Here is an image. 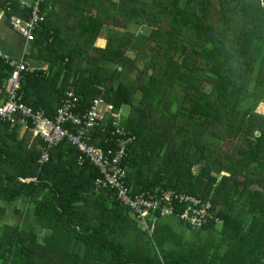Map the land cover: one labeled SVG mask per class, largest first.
Masks as SVG:
<instances>
[{
	"label": "trees",
	"instance_id": "obj_1",
	"mask_svg": "<svg viewBox=\"0 0 264 264\" xmlns=\"http://www.w3.org/2000/svg\"><path fill=\"white\" fill-rule=\"evenodd\" d=\"M42 10L30 50L0 45L49 65L22 73L24 103L54 118L73 90L81 112L95 99L129 107L91 130V144L107 151L113 128L130 130L126 187L209 200L213 218L194 230L158 216L151 236L113 191L95 192L99 171L79 166L67 140L42 165L46 144L2 124L0 214L30 209L28 226H1L0 264H264L263 0H46ZM10 72L0 60V98Z\"/></svg>",
	"mask_w": 264,
	"mask_h": 264
},
{
	"label": "built area",
	"instance_id": "obj_2",
	"mask_svg": "<svg viewBox=\"0 0 264 264\" xmlns=\"http://www.w3.org/2000/svg\"><path fill=\"white\" fill-rule=\"evenodd\" d=\"M45 1L5 0V12L12 14L11 28L24 38L25 43L34 41L35 31L46 20V13L42 10ZM15 4L27 8V13H15ZM0 60H4L11 70L3 86L5 94L0 98V125H18L25 133L41 139L46 147L39 163H49L51 151L67 140L80 153L79 166L89 161L99 171L100 176L94 183L95 192L113 191L117 201L130 211L133 218L151 236L156 233L158 216L177 217L194 230L201 229L213 218V206L209 200L161 188L132 193L126 187L128 175L123 163L130 147L136 142V136L130 130L117 125L106 141L113 146L107 151L93 146L90 137L91 130L100 127L109 115L114 116L117 123H120L123 109L115 112L113 105L103 99H95L90 108L84 112L78 111L80 100L72 90L68 92V98L56 116L51 118L44 110H36L24 103L21 92L22 73L46 76L49 65H27L22 59H12L1 47Z\"/></svg>",
	"mask_w": 264,
	"mask_h": 264
},
{
	"label": "crops",
	"instance_id": "obj_3",
	"mask_svg": "<svg viewBox=\"0 0 264 264\" xmlns=\"http://www.w3.org/2000/svg\"><path fill=\"white\" fill-rule=\"evenodd\" d=\"M100 42H105V40L101 39ZM106 43V42H105ZM0 45L4 47V49L11 56H18V52L20 53L22 46L24 45V38L15 32L12 28L8 26V22L6 21V16L3 13L2 4L0 1ZM28 49L30 50V43H28ZM28 50V51H29ZM30 64H35L32 60H28ZM26 133L24 130H21L20 136L23 137ZM30 209L28 204H25L23 201L19 202L16 206H6V211L3 214H0V221H9L6 225L20 226L23 224L25 213ZM18 213H17V212ZM1 223V222H0ZM5 224V223H4ZM3 224V225H4ZM45 231L38 232L39 237H43Z\"/></svg>",
	"mask_w": 264,
	"mask_h": 264
},
{
	"label": "rangeland",
	"instance_id": "obj_4",
	"mask_svg": "<svg viewBox=\"0 0 264 264\" xmlns=\"http://www.w3.org/2000/svg\"><path fill=\"white\" fill-rule=\"evenodd\" d=\"M129 32L130 33H133V34H137L138 32H139V29H137L136 27H130L129 28ZM101 39H99L98 41H97V43H96V47H98V48H100V49H103L104 47H105V42L103 43V45H101L100 46V44H98V42L100 41ZM17 54H19V52L17 53ZM143 66H140V68H142ZM129 112H130V109H129V107H125L124 109H123V111H122V116H121V121L123 120V118H125V117H127L128 116V114H129ZM177 218V217H176ZM32 221V219L29 217V223ZM1 223H0V228H1V226H3V224L5 223H7V222H9V221H0ZM25 224V226H28L27 225V223L26 222H23V225ZM140 227L142 226V224L141 223H137Z\"/></svg>",
	"mask_w": 264,
	"mask_h": 264
},
{
	"label": "bare ground",
	"instance_id": "obj_5",
	"mask_svg": "<svg viewBox=\"0 0 264 264\" xmlns=\"http://www.w3.org/2000/svg\"><path fill=\"white\" fill-rule=\"evenodd\" d=\"M99 44H100V46H101V45H103V42H100Z\"/></svg>",
	"mask_w": 264,
	"mask_h": 264
},
{
	"label": "water",
	"instance_id": "obj_6",
	"mask_svg": "<svg viewBox=\"0 0 264 264\" xmlns=\"http://www.w3.org/2000/svg\"><path fill=\"white\" fill-rule=\"evenodd\" d=\"M263 3H264V0H263Z\"/></svg>",
	"mask_w": 264,
	"mask_h": 264
}]
</instances>
